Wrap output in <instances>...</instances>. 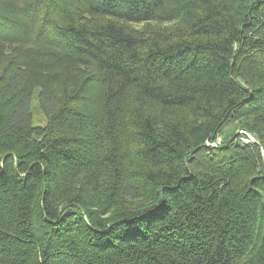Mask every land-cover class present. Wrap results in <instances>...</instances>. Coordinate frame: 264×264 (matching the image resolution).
<instances>
[{
  "label": "trees",
  "instance_id": "16d2710c",
  "mask_svg": "<svg viewBox=\"0 0 264 264\" xmlns=\"http://www.w3.org/2000/svg\"><path fill=\"white\" fill-rule=\"evenodd\" d=\"M22 42L87 72L32 76L33 126L0 61V264H264V0H0V45ZM231 121L258 144L206 145Z\"/></svg>",
  "mask_w": 264,
  "mask_h": 264
},
{
  "label": "rangeland",
  "instance_id": "374dc122",
  "mask_svg": "<svg viewBox=\"0 0 264 264\" xmlns=\"http://www.w3.org/2000/svg\"><path fill=\"white\" fill-rule=\"evenodd\" d=\"M73 6H74L73 13L75 14L73 15V18L75 17L77 19L84 18L85 15L84 10H80L78 8L75 9V5ZM93 20L96 21L99 19L93 18ZM141 26L142 25H137L136 27L140 28ZM148 26L149 28H145L146 30H149L150 27H152L151 24H148ZM48 35L49 32L44 31V33L42 32V34L39 36L38 40L41 45L43 42L47 41L45 37H47ZM26 45L27 43L25 42H22L20 46H15L11 44L10 46L5 47V45H0V61L4 58V55H6L7 53H14L16 55V58H18L24 64L23 71H26V74L30 75V79L24 84L25 89L30 91V98H29V109H30L29 112L31 116L30 121L33 126H41L46 123V119H47V114L45 113L43 106L44 105L43 101H45V99L47 98L46 96L47 91H45L44 87L46 86L50 88V90L53 92L57 91L59 93H62L63 87H65V85L67 84L66 83L67 78L72 77V75L75 72H72V75L68 74L65 76L62 75L60 71L57 70L51 71L49 74H42L44 70L37 67L33 61L27 58V55L25 54ZM53 67L54 66H51L45 69H49V68L51 69ZM81 69H82L81 71L75 73V84H77L78 82L77 79L79 78V80L81 81V78H83L84 76L82 74H86L87 72L86 69L84 68ZM40 73L43 75L42 79L45 86L43 85L42 81L39 78L32 77ZM228 135L245 145L250 144V146H254L258 144V137L252 131L242 127L238 128L236 123H234L233 121L225 124L221 128L220 133L217 134V136H219L222 140L219 145H221L224 142V138H226V136ZM241 137L245 138L247 141H244L243 139H241ZM89 182H84L83 184V186L87 189H90Z\"/></svg>",
  "mask_w": 264,
  "mask_h": 264
},
{
  "label": "built area",
  "instance_id": "2783aa9c",
  "mask_svg": "<svg viewBox=\"0 0 264 264\" xmlns=\"http://www.w3.org/2000/svg\"><path fill=\"white\" fill-rule=\"evenodd\" d=\"M241 139H243L244 141H247L243 137H241ZM221 141H222L221 138L219 136L215 135L213 138H211V139H209V140L206 141V145L212 146V147H216V146H219V144H220Z\"/></svg>",
  "mask_w": 264,
  "mask_h": 264
}]
</instances>
